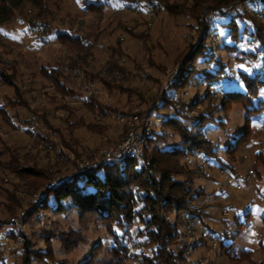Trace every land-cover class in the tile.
Listing matches in <instances>:
<instances>
[{
	"label": "rangeland",
	"instance_id": "rangeland-1",
	"mask_svg": "<svg viewBox=\"0 0 264 264\" xmlns=\"http://www.w3.org/2000/svg\"><path fill=\"white\" fill-rule=\"evenodd\" d=\"M97 1L104 3L101 7L103 12L90 11L77 0H42L40 7L31 0H23L12 11L11 19L0 24V72L17 83L15 91L0 81V106L17 101L29 104V107L6 106L11 116L17 110L21 114V123L14 122L12 129L0 117V160L4 165L0 169V220L8 216H13L11 219L23 216L21 222L24 234L31 239L33 256L38 257L31 259L30 264L129 263L127 258L122 257L119 259L120 263L112 260L111 236H107L99 224L82 228L78 224L77 213L71 206H65L64 211L57 216L43 213L45 225L47 222L43 228L38 227L36 222L38 214L23 222L24 208L38 199L39 193L45 195L47 191L46 186L41 187L39 192L34 187L47 179L52 185L60 183L67 175L80 169L81 163L92 160L101 149L113 148L128 133V118L123 121L114 118V115L102 118L97 111L82 107V98L87 93L94 91L99 101L109 105V112L124 113L133 108L130 115L135 109L142 115L147 111L149 96L156 98V86L161 85L160 89L164 87L167 74H176V79L180 64L195 45L203 42L204 49L202 48L198 58L192 57L194 60L188 67L191 74L187 78V85L178 91L180 97H177V101L188 104L210 91V96L198 106L195 105L190 115L196 117L199 113L206 114L208 108L211 109L207 114L210 113L212 119L205 125L203 133L212 142L216 159L207 160L202 155L189 159L196 165V173L186 179L194 189L201 190L206 196L194 204L201 211L199 218L189 217L186 221V226L193 227L190 228V236L181 240L187 243V255L180 264H264V169L256 160L257 155H264V119H260L264 109L259 114L255 112L260 109L255 110L248 121L249 136L229 156L227 147L230 145L234 149L235 142L245 130L248 118L240 105L235 104L225 112L218 108L224 99L222 92H244L242 74L256 73L262 65L261 59L242 62L236 58V51L230 48L254 53L255 43L251 42L248 32L240 34L239 39L230 37L231 27L226 24L230 18L236 20V17H218L214 14L210 17L209 24L202 21L197 24L188 15L191 11L187 15L174 17L164 10L154 12L148 9L140 4L141 0ZM168 1L182 5V11L193 3L192 0ZM238 1L224 5L225 14L227 9H235L237 14L243 7ZM204 2L202 10L212 7L209 0ZM244 3L245 7H249L246 6L247 2ZM132 5L137 7L132 8ZM257 9L264 12L263 6ZM30 21L47 26L41 30V27L32 23L33 30H29L26 23ZM236 24L240 33L245 23L238 21ZM60 33H68L71 39L68 38L61 44L57 40ZM114 51H119L118 54L123 56L128 69L133 70L134 63L136 64L135 68L139 71L133 72L136 73L137 82L145 81L152 88L144 95V103L138 101L132 93L127 94L129 98L118 94L109 97L103 87L96 83L89 85L87 91L81 85L82 75L77 77L74 75L76 72L66 71L67 59L85 56L88 66L84 68L96 76H102L103 68ZM223 64L225 73L219 83L200 82L202 76H207L206 72L213 73L219 67L222 68ZM238 65H243L250 71L245 72ZM41 67L60 68L64 78L60 81H64L72 93H56L52 81H48L40 73ZM145 74H150L153 79H148ZM138 75L141 76L140 79L137 78ZM154 79L157 82L152 84L151 80ZM227 82L234 86L225 87ZM16 93L21 94L24 101L22 98L18 99ZM175 95V91H167V97ZM260 97L264 100V96ZM63 105L70 108L69 112L72 111L70 119L74 125L71 128L64 121L69 112L59 110ZM35 110L38 113H48L49 127L42 126L40 121L33 118L36 114L34 112L35 115H32L30 112ZM183 115L185 118L181 121L190 126L194 120L186 118V110ZM155 116L156 113H152L150 118ZM26 120L32 121L25 124ZM161 127L162 124L156 125L154 131L157 132ZM25 129L33 133H25ZM36 132L50 137L53 148L45 146L34 134ZM106 141L108 143L105 145ZM178 144V135L166 126L164 135L152 142L150 150L155 147L169 149ZM147 146L148 144L144 146V154ZM16 169L32 170L30 174H14ZM149 175L152 176L153 172L150 171ZM13 188L16 189L21 208L16 209L13 215H8L4 209V204L7 203L5 191L10 192ZM64 204L67 205L68 202ZM9 229V226L0 228V257L3 258V264H15L18 261V254L13 251L14 238L6 237ZM39 230H43L42 236ZM69 230L79 231L83 242L76 249L65 251L61 247L60 238L61 234ZM48 235L51 241H46ZM2 246L6 250L5 254L1 252ZM176 248L178 249L173 246V249ZM41 249L46 253L39 254L37 250Z\"/></svg>",
	"mask_w": 264,
	"mask_h": 264
},
{
	"label": "trees",
	"instance_id": "trees-1",
	"mask_svg": "<svg viewBox=\"0 0 264 264\" xmlns=\"http://www.w3.org/2000/svg\"><path fill=\"white\" fill-rule=\"evenodd\" d=\"M22 1L23 0H0V24L11 19L12 11L17 9ZM31 1L39 7L42 4V0ZM192 1V5L184 9V11H182L184 8L182 5L179 6V4H175L174 2L170 3L168 0H141L140 4L148 9H152L154 12L164 10L168 15L174 17L187 15V12L191 11L188 15H190L197 24H199L200 21L204 22V24L207 22L209 24V19L214 14L218 15V17L226 16L225 10L223 9L224 5L231 1L238 0H209L212 3V7H208L206 10L205 8L202 10L203 3H205L204 0ZM79 2L90 11L98 10V12H103V8L101 9V7L104 3H100V1L79 0ZM238 2L239 4L242 3L243 7L237 12L235 17L239 23H245V26L243 30L238 33L236 29V22L238 21L229 17L230 21L226 24V26L231 27L229 35L232 39H239L240 34L248 32L247 35L251 38V42L255 43L256 51L254 53H245L237 51L235 47L230 49L236 51V58L242 62L261 59L262 65L260 70L256 73L251 75L242 74L241 82L244 85V92L228 90L222 92L224 99L218 108L222 112H225L235 104L240 105L245 110L248 118L246 120L245 130L235 142L234 149H231L230 145H228L226 152L229 156H231L235 150L239 149L241 143L246 141L249 136L250 130L248 121L250 117L254 115L253 113L255 110L259 108L260 110L255 112L259 114L264 109V100L260 97V93L264 91V12L258 9L256 10L257 7H264V0H239ZM244 2H247L246 6L249 7H245ZM135 7H137V5H132V8ZM252 8L254 11H252ZM32 23L38 28L41 27V30L47 26L42 23H37L36 21H30L26 23L29 30H33ZM247 25H251V28H248ZM29 34L31 37L33 36L31 33ZM206 37L207 35L204 39H206ZM68 38H70L68 33H60L57 35V40H59L61 44H64ZM198 44L195 45L196 47L187 55L188 57L184 59L185 61L183 60L180 64L178 77L169 85L161 87V89V85L158 87L156 86L154 95L156 98H151L152 96H149L150 102H148L147 111L149 113H156L157 116H163L165 121L160 130L157 132L153 131L152 137L147 142L148 146L145 150L142 162L135 160L125 161L122 169L118 166L102 167L87 171L77 169L75 172L67 175L54 187L51 182L48 181L49 179L45 180L41 185L33 188L35 191L38 190L39 192L41 187L43 188L46 186L47 191L45 195H41L39 199V194L38 199L26 205V208H24L25 217L23 222H25L27 218L37 214L47 213L57 216L64 211L65 206H71V209L77 213L78 224L82 228H86L90 224H99L104 228L106 235L111 236V243L113 245L110 247V253L112 255V260H115L117 263H120L119 259L121 257L123 259L127 258L128 261H130L125 264H180L185 261L187 243L181 240L190 236V230L187 231L186 229V221L189 217H194V219L199 218L201 211L199 207L197 208L194 204H197L202 197L206 196L201 190L194 189L191 185L192 183L186 179V177L193 176L196 173V165L189 161V159L197 155H202L207 160L216 159L213 144L205 138L203 133L205 125L212 119V116H209L210 113L207 114L211 109L208 108L206 114L201 115L199 113L196 117L190 115V113L195 105L198 106L197 104L205 101L211 93L208 90L203 97H197L190 103L185 104L182 103L181 100L174 103L172 101L173 97H167V91L171 89L176 92L175 96L180 97L178 91L183 88V86L185 87L187 85V78L191 74V69L188 68L189 65L192 64V60L198 58L200 52L204 49L203 42L200 45ZM248 46H251V44H248ZM114 52L117 56L119 51ZM114 52L113 56H110L111 59L107 62L108 64L104 66L102 76H96L93 72H89L84 68V66H88L85 56L77 59H67L68 64H66V71L76 72L74 75L77 77L82 75L80 77L81 85H83L84 89L87 91L89 85L96 83L103 87L109 97L118 94L121 97L126 96L129 98L127 94L132 93L137 97L138 101L144 103V95L148 94L152 88H150L145 81L137 82L135 80V75L137 71H139L135 68V63L133 70H136V73H134L132 69L127 68L125 59H123L122 55L118 54L116 58ZM221 67L222 68L219 67V69H216L213 73L206 72L207 76H202L200 82H206V84L219 83L222 79V74L225 73V65L223 64ZM59 70L60 68L48 69L46 67H41L40 73L47 78L48 81H52L51 84L56 93L69 95L72 93V90L67 87L64 81H60L64 78ZM145 76H147L148 79H153L150 74H145ZM137 78L140 79L141 76L138 75ZM0 81L7 87L15 91L17 90V83L13 79L10 80L7 74L0 72ZM151 82L154 84V82H157V79L151 80ZM16 96L18 99L22 98L24 101L21 94L16 93ZM82 99V107L97 111L102 118L114 115L116 116L114 118L117 119H127L128 115H130L129 113H131L133 109L131 108L128 112L124 113L109 112V105L99 101L94 91H90ZM178 104L180 106H178ZM6 106L9 108L29 107V104L27 102L21 103L17 101L13 104L6 103V105L0 106V117L2 121L6 123L8 128L12 129V127L15 126L14 122L21 123V114L19 110H17L15 115L11 116ZM59 110L67 113L70 108L63 105ZM184 110H186V118H192L194 120L190 126L183 124L181 121L183 120L182 118H185L183 115ZM165 111H167V113ZM36 112V110L30 112L32 115H35L33 118L40 121L42 126L49 127L48 113L45 111L42 113ZM70 112L67 113V117L64 120L68 128L74 125L70 119ZM169 112L174 113L169 114ZM31 121L32 120H26L25 124L31 123ZM166 126L172 128L178 135V146L164 150L155 147L150 150L152 142L154 143L159 137L162 138L164 135V127ZM55 131L58 132L57 129H55ZM24 132L29 134L33 133L28 129H25ZM34 134L45 146L50 145V147L53 148V141L50 137L40 135L38 132ZM107 143L106 141L104 144L106 145ZM95 148L99 149L98 147ZM58 153H60V151ZM75 154L78 155V153ZM256 160L264 169V155H257ZM189 164L192 165V168ZM1 168H4V165L0 160V169ZM31 170L32 169H16L13 172L14 174L27 172L30 174ZM150 171L153 172L152 176L149 175ZM79 181H81V183H79ZM5 192L7 200V203L4 204L5 212L8 215H13L16 209L21 208V203L17 198L16 189L13 188L10 192ZM65 202H68V204L65 205ZM12 217L13 216H8L0 220V228L9 226L10 229L6 237H12L15 240L14 231L11 227ZM42 232L43 230H39V233ZM45 233L49 234L48 231H45ZM42 235L43 233L41 236ZM21 236L23 241L16 250L18 261L15 264H30L31 259H37L38 257L37 255L33 256L34 251L32 249L31 239L25 234H21ZM49 239L50 236L48 235L46 241ZM82 242L83 239L79 231L69 230L61 234L60 243L65 251L76 249ZM173 246L178 247V249H173ZM37 251L39 254L45 252L42 249ZM39 256L42 257L43 255ZM0 264H3L2 257H0Z\"/></svg>",
	"mask_w": 264,
	"mask_h": 264
},
{
	"label": "built area",
	"instance_id": "built-area-1",
	"mask_svg": "<svg viewBox=\"0 0 264 264\" xmlns=\"http://www.w3.org/2000/svg\"><path fill=\"white\" fill-rule=\"evenodd\" d=\"M236 12L235 9H227L226 16L235 17ZM257 16V15H256ZM248 28H251V25H247ZM42 38V35H39ZM167 74L163 86H167L175 80L176 74ZM172 101L176 103L177 96L172 98ZM148 111L139 114L137 109H135L132 114L128 117L129 121V131L126 136L118 142L116 146L109 149H101L97 155L92 160H87L80 165L81 171L87 170H95L102 167L109 166H118L120 169L124 167L125 161L135 160L142 161L144 157V146L147 144L148 140L152 137L154 127L159 124H163L165 118L163 116H155L154 118H150ZM119 120L123 121L124 118H119ZM127 120V119H126ZM252 174V172H250ZM55 185H53L54 187ZM40 199V198H39ZM44 214H38L36 217V222L38 227L43 228L45 225ZM23 217V216H22ZM13 218L11 219V226L15 235V248L14 252H16L17 248L22 244L23 238L21 234H24V230L22 228L21 218ZM191 224V223H190ZM193 225L186 226L187 231ZM1 252L3 254L6 253V250L1 247Z\"/></svg>",
	"mask_w": 264,
	"mask_h": 264
},
{
	"label": "snow or ice",
	"instance_id": "snow-or-ice-1",
	"mask_svg": "<svg viewBox=\"0 0 264 264\" xmlns=\"http://www.w3.org/2000/svg\"><path fill=\"white\" fill-rule=\"evenodd\" d=\"M78 2H79V0H78ZM0 31H2V30H0ZM14 38H15V37H14ZM238 67L242 68L243 71H245V72H249V71H250V69L245 68L243 65H238ZM257 67H259V66H257ZM232 86H234V85L231 84L230 82H227V83L225 84V87H232ZM260 95H261V96H264V91H262V92L260 93ZM260 119H264V114H262V115L260 116Z\"/></svg>",
	"mask_w": 264,
	"mask_h": 264
},
{
	"label": "crops",
	"instance_id": "crops-1",
	"mask_svg": "<svg viewBox=\"0 0 264 264\" xmlns=\"http://www.w3.org/2000/svg\"><path fill=\"white\" fill-rule=\"evenodd\" d=\"M40 194V193H39ZM39 197H41V195H39ZM4 227H7V226H4ZM1 228H3V227H1Z\"/></svg>",
	"mask_w": 264,
	"mask_h": 264
}]
</instances>
